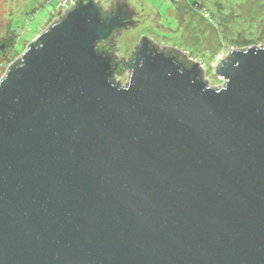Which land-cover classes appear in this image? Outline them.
Wrapping results in <instances>:
<instances>
[{
  "label": "water",
  "instance_id": "water-1",
  "mask_svg": "<svg viewBox=\"0 0 264 264\" xmlns=\"http://www.w3.org/2000/svg\"><path fill=\"white\" fill-rule=\"evenodd\" d=\"M92 1L0 78V264H264V45L212 88L142 36L112 83L94 43L122 18Z\"/></svg>",
  "mask_w": 264,
  "mask_h": 264
},
{
  "label": "rangeland",
  "instance_id": "rangeland-1",
  "mask_svg": "<svg viewBox=\"0 0 264 264\" xmlns=\"http://www.w3.org/2000/svg\"><path fill=\"white\" fill-rule=\"evenodd\" d=\"M103 1L105 0H99L98 4ZM194 1L205 6L210 2L185 0V4L192 5ZM73 2L75 0H0V78L5 74L7 66L21 55L29 42L46 30L52 21L62 17L65 9L71 8ZM128 2L138 11L133 19L143 21L136 28L121 30L122 33L116 36L115 54L118 58L131 57L129 53L134 52V46H138L140 38L145 36L157 44L160 50L162 46L167 49L173 48L177 52L186 53L187 59L198 62L203 68V79H206V84L212 88L223 85L222 80L213 72L215 65L227 52L250 45L255 47L264 45V0H245L243 6H241L243 0H221L224 6L230 8L228 14L230 18L233 15L243 16L239 8L242 11L245 7L243 13L247 16L244 14V19L238 16L229 19L227 23L233 29L243 30V36L257 38H254L256 41L241 43V46L224 43L221 46L223 52L218 51L217 54L216 46L221 43L226 27H221L217 21L215 24L212 21L209 23L205 13L201 14L197 8L192 7L186 12L185 10L180 12L177 6L179 0H128ZM218 19L220 21L219 17ZM12 43L15 49L11 47ZM128 74L125 72L122 76L115 77L116 84L122 85L128 81Z\"/></svg>",
  "mask_w": 264,
  "mask_h": 264
},
{
  "label": "trees",
  "instance_id": "trees-1",
  "mask_svg": "<svg viewBox=\"0 0 264 264\" xmlns=\"http://www.w3.org/2000/svg\"><path fill=\"white\" fill-rule=\"evenodd\" d=\"M209 1H210L209 4L205 6V5H201V4L198 5L195 1L193 2L192 5H190V4L187 5V4H185V0H179V3L177 4V6H178V9L180 10V12H183L184 10L186 12L187 9H191L192 7L197 8L198 12L200 11L201 14L205 13V15L209 19L208 20L209 23L212 21V23L215 24L216 23L215 21H217V23L221 27H224V28L226 27L224 32H223V36L221 37L222 38L221 43L220 44L218 43V45L216 46V50H217L216 54L218 51L223 52L221 46H223L224 43L227 45H231V46H235L236 44L241 46L242 45L241 43L246 44L250 41H256L254 38H257V37L253 36L254 38H251L250 36H247V35L243 36L242 35L243 30H239L238 28L233 29L227 23L229 19H233V18H236L238 16L240 18L244 19L243 16L246 15L245 13H243L245 7L242 9V11L239 8V11L243 14V16L242 15H238V16L233 15L230 18V16L228 15L230 8L224 6L221 3V0H209ZM244 1L245 0H243L241 6H243ZM79 2H82L84 5V4L92 3L93 1L92 0H77L76 4H78ZM238 5H240V4H238ZM250 8H253V7H250ZM117 10H121L122 12H124V10L120 9V8L115 9V11H117ZM107 12H109V10H107ZM113 14L114 13L102 12L101 15L99 16V18L101 20H103L106 17H108V15L111 16ZM259 16H260V14H259ZM218 17L220 18V21H219ZM255 19H257V18H255ZM120 20H121V22L129 21V19H120ZM258 20L263 21L262 19H258ZM261 21H260V23H261ZM260 23H259V25H260ZM114 31L115 30L112 31V33L108 36L107 39L100 40V41H97L96 43H94L95 44L94 45V52L97 55L99 54V55L105 56L110 60V66H111L110 80L112 81V83H117V81L115 80V77L122 76V74L125 72H128V73L130 72L131 67H132L131 64H132L135 56L137 55V50L141 47V45L143 44V41H146V39H143L141 41L142 43L139 44V46L135 48L134 52L132 53V56L129 59L121 58V60H119L118 55L115 54V52H116L115 46L116 45L113 41H111V37L114 34ZM232 36H234V37H232ZM146 42H148V44H149L148 47L151 48L152 50H155V49L160 50L158 48V46H156L155 44H153L149 41H146ZM13 44L14 43H12V46H11L12 48H14ZM209 47H211V46H209ZM192 48L196 49L195 47H192ZM217 48H219V49H217ZM21 51H22V49H21ZM21 51L18 50V52H21ZM160 51L163 52L167 56L173 57L175 62L179 63L181 67L187 68L191 64V63H188V61L185 59V56L182 52H179V51L177 52V50H175L173 48L166 49L163 51L160 50ZM19 61H20V59L18 58V60L15 61L13 64H11V66L8 69L16 68L19 64Z\"/></svg>",
  "mask_w": 264,
  "mask_h": 264
},
{
  "label": "flooded vegetation",
  "instance_id": "flooded-vegetation-1",
  "mask_svg": "<svg viewBox=\"0 0 264 264\" xmlns=\"http://www.w3.org/2000/svg\"><path fill=\"white\" fill-rule=\"evenodd\" d=\"M125 6V4H123V1L121 0H116L113 2L112 7L111 8H107L109 10V13H114L117 14L118 18H122V19H129L130 15H128V12H126V10L124 9V12H122L121 10H117L115 11V9H123ZM131 14V13H130ZM122 26L119 29H115L114 34L111 37V41H114L116 39V36L120 33L121 30H131V28L134 26V21H132V19H129V21L126 22H121Z\"/></svg>",
  "mask_w": 264,
  "mask_h": 264
},
{
  "label": "built area",
  "instance_id": "built-area-1",
  "mask_svg": "<svg viewBox=\"0 0 264 264\" xmlns=\"http://www.w3.org/2000/svg\"><path fill=\"white\" fill-rule=\"evenodd\" d=\"M74 5H76V4L73 2V4H72V6H71V8H70V9H72ZM57 21H59V18H58V20H57Z\"/></svg>",
  "mask_w": 264,
  "mask_h": 264
},
{
  "label": "bare ground",
  "instance_id": "bare-ground-1",
  "mask_svg": "<svg viewBox=\"0 0 264 264\" xmlns=\"http://www.w3.org/2000/svg\"><path fill=\"white\" fill-rule=\"evenodd\" d=\"M219 79V78H218ZM222 82H223V80H222Z\"/></svg>",
  "mask_w": 264,
  "mask_h": 264
}]
</instances>
